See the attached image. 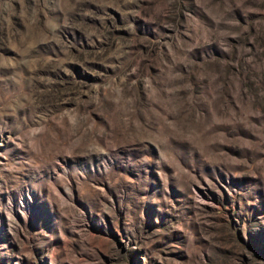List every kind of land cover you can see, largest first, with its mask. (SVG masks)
I'll return each mask as SVG.
<instances>
[{
  "label": "rangeland",
  "instance_id": "374dc122",
  "mask_svg": "<svg viewBox=\"0 0 264 264\" xmlns=\"http://www.w3.org/2000/svg\"><path fill=\"white\" fill-rule=\"evenodd\" d=\"M0 264H264V0H0Z\"/></svg>",
  "mask_w": 264,
  "mask_h": 264
}]
</instances>
